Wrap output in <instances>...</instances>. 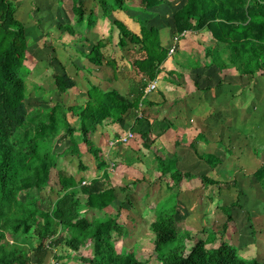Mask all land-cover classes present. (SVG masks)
Listing matches in <instances>:
<instances>
[{
  "label": "trees",
  "instance_id": "1",
  "mask_svg": "<svg viewBox=\"0 0 264 264\" xmlns=\"http://www.w3.org/2000/svg\"><path fill=\"white\" fill-rule=\"evenodd\" d=\"M20 1L0 0V239L4 233L9 234L12 244L9 249H0V264H66V256L60 255V249L77 251L86 238L93 240V256L81 259L83 264H145V260L131 253L121 254L116 250L112 233L126 236V228L117 219L122 213L129 216L132 202L126 194L127 187L120 189L124 195L120 201L117 190L110 186L108 174L104 171L105 164L90 132L105 122L120 123L131 111L139 110L148 84L155 80L170 50L162 45L157 27L140 23L138 32H134L128 26L122 18L128 10L125 0H93L88 14L84 11V0H53L62 4V12L67 16L66 23L57 20L61 35L67 33L85 40V34L98 21L108 20L111 30L117 35V48L121 51L127 48L132 54L130 66L140 80L131 81L129 92L124 96L115 89L103 90L86 79L84 103L66 106L58 101L29 111L27 99L38 95L43 89L35 85L27 95L24 79H29L31 71L28 56L31 44L26 26L17 16ZM164 2L140 0V10L145 12ZM172 19L174 36L206 27L216 42L223 46L203 49L207 61L203 63L204 67L214 66L220 71L234 67L240 78H264V0H184ZM40 22L36 18L37 26ZM44 36L50 37V34ZM110 43L111 36L98 40L91 45L85 58L93 65L108 66L114 77L118 72V62L103 53ZM51 50L53 55L54 49ZM52 59L56 60L55 57ZM52 79L60 96L76 85L64 70L53 74ZM207 90L204 88L202 91ZM69 113L79 120L77 136L67 119ZM61 135L68 136V146L62 153H55V143ZM225 150L232 155L227 148ZM62 156L77 159L78 172L88 171V161L85 159L88 156L97 162L102 174L99 177L90 176L86 185L82 186L81 180L77 183L72 176L58 172L56 180L51 183V171L56 166L57 158ZM197 157L213 170L223 165V161L214 153L197 154ZM156 159L161 173L159 179L177 190L174 197L181 192L180 182L183 179L197 178L203 187L218 184L206 175L196 177L189 172H180L175 160L166 162L160 157ZM251 177L264 193V163ZM236 183L234 181V187ZM55 189L58 194L53 198L51 194L55 193ZM238 191L236 203L216 205L227 222L233 221L232 211L241 207L238 202L243 195ZM81 196L85 198L84 205L78 198ZM244 197L243 202L247 206L249 199ZM85 206L98 212L113 210L115 213L107 215L106 222L103 220L98 224L95 221L88 225L87 220L80 216V210ZM158 207L161 217L149 226L152 244L158 254L157 264H264V261L241 256L238 247L222 240L223 233L218 245L207 247V244L217 240L214 230H210L205 240H197L186 253L185 241L190 237V231L179 233L174 206L163 202ZM246 217L252 223L251 217ZM253 218L254 221L258 219ZM254 225H248V229L252 236H257L258 229ZM226 228L227 225L223 223V231L226 232ZM29 232L32 235L24 237ZM31 237H35L38 243L34 248L35 262H31L29 255L31 243L33 245ZM47 256L50 259L45 263Z\"/></svg>",
  "mask_w": 264,
  "mask_h": 264
},
{
  "label": "crops",
  "instance_id": "2",
  "mask_svg": "<svg viewBox=\"0 0 264 264\" xmlns=\"http://www.w3.org/2000/svg\"><path fill=\"white\" fill-rule=\"evenodd\" d=\"M32 1L33 0H28V2L32 4L34 3L31 8H38V6H35L36 2ZM38 1L41 2L39 6L41 7V11H43L46 0H37V2ZM47 1L52 2L53 0ZM125 3L128 6V10L122 18L134 32H138L139 26L137 25V21L140 20L147 27L153 26L160 30L161 43L166 49L170 50L174 43V39H177V42L181 44L178 45L177 43L175 51L172 54L168 53V58L161 66L155 80L150 82L155 84V89L147 92L146 90L150 83L148 84L145 90L146 96L144 102L140 105L137 112L131 111L124 118V121L122 120L120 123L113 124L105 122L103 125L96 127L92 132H90L91 139L99 151L101 160L105 164L104 171L108 174L110 186L115 187L117 190V197L120 201L124 196L123 192L120 191L123 187H127L126 189H128V191L126 194L129 196L131 194L137 195L139 190H143V194L147 195L149 189H153L155 186V182H153V180L161 178L159 162L156 157H160L164 161L175 160L177 163L176 167L180 170V172H189L193 175H209V173H211L210 171L216 172V170L211 169L205 161L199 159L197 154H217L213 151L214 144L220 143L224 145V141L222 139H218V136H215L218 126L215 125V120L213 119L210 120V126L206 127L207 132H204V126L201 125L203 121L202 118L205 119L203 124L207 125L208 120H206V116L207 114L209 116L210 108L214 110L216 109L215 112L217 114L226 110V112H228V116L231 115V117H233L232 107H228V105L224 103L227 109L225 108L223 110V107L219 105L221 101L216 103V99L218 98L214 88L218 85L220 80L215 87L213 83L211 84V87H206L209 89L207 90L208 93H206L211 98V100L208 101L210 104L206 103V101L202 104L199 102L193 110H189V99L192 97L193 100L195 97L193 90L194 87L191 84L194 83V79H192L189 69L184 68L183 65L185 61H183L179 56L182 54H186L188 56L191 55L200 63L205 64L207 61L204 59L203 49L208 46L217 45L219 48L223 46H220V44L216 42L206 27L195 29L192 32H185L179 37L174 36L172 16L175 11L183 5L184 0H181V2L180 0H165L162 6L160 5L158 7H154L146 10L145 12L140 10V0H125ZM92 6L93 0H84L85 14L89 13ZM32 9H30L29 12ZM42 20L43 18H41L39 28L37 27L39 29L40 37L35 43L31 44L28 49V53L31 67L29 81L31 83H35L43 89V96H46L48 93H53V95L56 94V98L60 96L56 92L52 76L53 74L62 73L63 70L76 83L75 87L66 93L67 96L72 99V103L68 105L65 104L66 106H73L86 101V79L96 85H99L103 90L115 89L124 96L129 92V85L131 84V81L140 80V77L136 75L134 69L130 66V61L133 58L132 54L128 52L129 50L127 48L122 51L117 48V35L116 32L111 30L108 20L98 21L96 26L88 32V34H85V40H81L79 37L71 36L67 33L64 37H62L63 35H61L59 30L56 28L53 29L51 33L48 32L51 39L46 42L43 41L45 31L42 26ZM26 29L28 32V27ZM161 35H163V37H161ZM109 36H111V43L103 49V53L108 57H114L118 62V72L114 77L112 75V70L108 66L93 65L85 58V54L89 52L91 45L96 44L98 40H105ZM40 41L43 42V62H38L36 56L39 54L41 49V47H38L40 45ZM46 47L49 50L50 48L54 49V54L51 56V60L50 55L47 56L45 53L44 48ZM52 57H55L56 60L54 61ZM44 59H47L49 62ZM216 70L217 69L213 66L208 68L203 67L199 74H194V77L195 79L198 78V75L203 77H216L217 75V77H219V73H216ZM232 73H234V71ZM179 76H183L182 82L176 80ZM47 85H49L48 88L46 87ZM203 96H205V94H203ZM32 97L36 98V96H29L27 101H31ZM225 101L228 100L225 99ZM32 110L33 109H29V111ZM226 112H223L224 114L222 113L224 117H227ZM67 119L70 127L75 132L74 135L77 136L79 120L72 117L70 113L67 114ZM219 120L222 125L220 128L221 132L225 131L224 134H226L229 127L227 125L225 126V119L221 118ZM234 121L235 120L232 118L231 125H234ZM116 124L127 125V130L125 129L120 132V130L114 126ZM128 132L132 133L133 137L126 143L122 144L116 142L114 145L111 144L112 141L118 140L120 137L125 136ZM206 137L208 139H206ZM226 137L230 141L233 139L230 138L231 135L229 136L228 134ZM68 140V136L66 135L59 136L56 140L54 149L57 146H60L59 143H63V146L67 147ZM80 146L84 149L83 145ZM66 147L64 149H66ZM158 151L162 154L160 155ZM54 152L59 153L56 150H54ZM70 158H72V156H62L57 158L56 166L53 169L55 171V177L54 179H51L50 177V181L56 180V173L58 172L67 176H72L77 183L79 180L87 183L90 176H101L102 172L98 170L97 162L94 159L85 156V159L88 161V171L78 172L77 167L75 168L72 165V162L69 161ZM187 164H189V168L186 166ZM255 170L256 169H254L251 173ZM208 175L206 176L208 177ZM166 187L168 188V197L159 202L157 205H154L153 209L151 207L144 209L146 206L143 208L144 210L142 209V212L149 211L153 213L149 218L144 217V215H142L143 217L140 216L141 201L138 199L136 204L134 202L133 209L135 210L131 208L129 216H133L135 220V228L143 227V223L147 220V229L149 230L150 224L160 219L161 214L158 206L164 201L168 206H174L177 214L178 212L185 211L187 218L189 219L200 216L202 210L200 206L202 198L199 199L198 196L202 194L198 193V188H195V194L192 193V189H181V192L177 195V197H174L177 190L175 188H170V184L166 185ZM204 188L205 187L202 186L200 191L204 190ZM54 191L55 193L51 194V197L53 198L58 194L56 189ZM189 194L192 195L189 197ZM145 195H143V198H145ZM81 197L78 198L81 204L84 205L85 198L82 199ZM185 202L187 203V206H185ZM157 212L160 214L159 217ZM98 213L97 209L87 208L86 206L82 207L80 210V216L88 221H86L88 225H92L94 220L101 219L100 217H96ZM125 215L127 214L125 213ZM120 225L124 226L126 229L128 228L127 223L125 225H123V223ZM184 230L191 231L189 228H184ZM236 230V227L233 226V233H235ZM226 232H228L227 229ZM63 234L66 236L65 232H63ZM89 240L91 241H88L86 238L85 242H83L77 251H73L68 248L60 249L62 250L60 255L66 256L65 263L83 264L81 259L92 258L93 240L91 238ZM90 242H92L91 246L88 247L90 249H84L83 251V248L89 246ZM36 259L37 257L35 256V260ZM49 259L47 256V259L45 258L44 260L45 263H47Z\"/></svg>",
  "mask_w": 264,
  "mask_h": 264
},
{
  "label": "rangeland",
  "instance_id": "3",
  "mask_svg": "<svg viewBox=\"0 0 264 264\" xmlns=\"http://www.w3.org/2000/svg\"><path fill=\"white\" fill-rule=\"evenodd\" d=\"M21 1V6L17 16L19 20H21L25 24L26 28L28 27L27 34L29 36L30 44L35 43L36 40L40 37L38 29L39 26H36L35 24L36 18L40 20L41 18H43L42 26L45 31L44 35L48 32L51 33L53 29L57 28V20L60 19V21L62 22H67V16L62 12L61 3H57L54 1L49 2L46 0L44 9L43 11H41V7L39 6L41 3L40 1L37 2V0H33L34 2H36L35 6H38V8L35 9L31 8L33 7L32 5L34 3H30L28 2V0ZM30 9L32 10L29 12ZM70 16L71 15L69 14V17ZM140 23H142L140 20L137 21V25L139 27L141 26ZM65 34L66 33H64L62 37H64ZM161 37H163V35H161ZM43 38L44 42L50 41L51 39V37L44 36ZM177 43V39H174V43L170 50L174 48L173 50L175 51V46ZM179 44L181 43H178V45ZM38 47H41V49L39 51V54L36 55L37 60L38 62H43L42 41H40V45ZM44 49L47 56L50 55L51 60V48L50 50L47 47ZM179 57L182 58L183 61H185L183 66L185 69H189L191 77L192 79H194V83L191 84L194 87L193 90L195 97L193 98V100L192 97L189 99V110H193V108L197 105V103L199 104V102H201L202 104L204 101H206V103L210 104V102L208 101L211 100V98L207 94L208 91L204 92L202 90L208 86L211 87L212 83L215 87L219 80L220 81L218 85L214 88L216 90V96L218 98L216 99V103L221 101L219 105L223 107V110L225 108L227 109L226 105H228V107L230 106L233 108V117H231V115L228 116V112H226V110L217 114L215 112L216 109L214 110L210 108L209 116L208 114L206 116L208 124H203V121H205L204 118H202L203 121L201 123V125L204 126V132L206 133V127L210 126V120H215V125L218 126V129L217 133H215L216 135H214L218 136V139H222L224 141L225 146L220 143H217L214 144L213 147V151H215V153H217L216 155L219 156L220 159H222L223 165H221V167L218 168L216 172L210 171L211 173L208 172L209 175L206 174L209 178L217 181L218 184L214 186L205 187L204 190L200 191V188L202 186L200 185V181L197 178H192L189 180L183 179L180 182V187L182 190L192 189V193L195 194V188H198V193L202 194L198 196L199 199L202 198L200 205L202 210L199 217L189 219L187 218V214L185 213V211L178 212L176 217L178 231L180 234L184 233V228H189L191 230L189 235L190 237L188 238V240L185 241L186 253H189L191 247L197 242V240H205L209 235L210 230H214L217 240L215 242L207 244V247H214L218 245L219 239L221 238V236L219 237V235L223 233L222 240L227 241L229 244H232L235 247H238L237 249L239 250V254L241 256L245 257L246 259L254 258L257 260L264 261V231L261 232V229L264 230V193L262 191L261 186L255 181H253L251 177V172L254 169H257V167L260 166L262 163H264V78H240V75L238 74L236 69H234V67L229 68L226 72L220 71L219 69L213 66L215 69H217L216 73H219V77H217V75L216 77H203L198 75V78L195 79L194 74H199L203 69L204 65L200 64L198 60L195 57H192L191 55L188 56L186 54H182ZM222 57L223 59H225L226 56L223 55ZM44 60L49 62L47 59ZM233 71L234 73H232ZM28 77L30 78V72ZM176 80L182 82L183 76H179V78H176ZM24 82L28 95L30 91H32V89L34 90L33 87H35L36 84H31L29 79L26 80V78L24 79ZM48 86L49 85H47L46 87L48 88ZM43 94V92H38V95H35L36 98L32 97L31 101H26L28 109H33L34 107H47L52 103L58 101H62L66 105L72 103L71 97L67 96V94L62 95V97L58 96V98H56V94L53 95V93H48L46 96H43ZM203 94H205V96H203ZM225 99L230 102V105L228 101H225ZM224 103L226 105H224ZM223 112H226L227 117L223 116ZM221 118L225 119V126L227 125L229 127V130H227L226 134H224L225 131L221 132L220 129L222 125L219 119ZM232 118L235 120L233 122L234 125H231ZM114 126H116L120 130V132L125 129L127 130V125L116 124ZM227 134L229 136L231 135L230 138H233L231 139V141L227 139ZM206 139L208 138L206 137ZM59 144L60 146H57L58 148L56 147L54 150L61 153L63 151L62 149H64L66 146H63V143ZM226 148L228 149V151H230L232 155H229V153L225 150ZM158 152L160 153V155L162 154L160 151ZM69 161L72 162V165L75 168L77 167V159L72 157L69 159ZM175 164L177 163L175 162ZM186 166L189 168V164H187ZM195 176L197 177L199 175L197 174ZM50 177L51 179H54V170L52 171V175ZM234 181L237 182L235 187L233 186ZM52 182L53 181H51V183ZM153 182H155V186L153 187V189H149L147 195L143 194V190H139L138 194L141 195L131 194L129 196L132 202V209L134 208V202L136 204L138 199L141 201L140 216L144 215V217L146 218H149L153 213L149 211L142 212V209L145 206L146 208L144 209H148L150 207L153 209L154 205H157L159 202L163 201L166 197H168V188L166 187L163 180L157 179L153 180ZM238 190H240L241 195H243L239 198L238 202L241 207L238 206L232 211L231 216L233 221L227 222L226 217L222 213H220L221 211L216 208V205L228 206L232 203H236V199L239 192ZM143 195H145V198H143ZM191 195L192 194H189L188 196L190 197ZM244 196L249 199V203H247V206L243 202L245 200ZM32 201L30 202V204L33 203ZM185 206H187V203L185 204ZM112 212L113 210L107 211L106 213L99 212L96 217H100L101 219L94 220V222L96 221V223L98 224L103 222V220L104 222H106L107 220H105V217H107V213L108 215H112L115 213ZM247 213L249 215H247ZM157 215L158 217L160 216L159 212H157ZM246 216L251 217L252 223L255 224L254 228L258 229L257 236H252L250 234L248 225L252 223H249L248 218ZM252 217H258V219H255L254 221V218L252 219ZM117 222L120 224L123 223V225L127 223L128 228L126 229L127 234L124 237H120L117 234L112 233L115 237L116 250L121 254L131 253L135 255L138 259L145 260V264H157L158 254L154 250V246L152 244V234L150 230L147 229L148 221L145 220V222L143 223V227L135 228V220L133 216L131 215L126 217L125 213H122V216H119ZM130 223L132 226L130 225ZM223 223L227 225L226 229L228 230V232H226L225 234V231H223L222 229ZM233 226L236 227L237 230L235 231V233H237L238 235L233 233ZM31 235L32 233L29 232L24 237L27 238ZM8 236L9 234L6 235V233H4V237L0 239V249L5 250L9 249L12 246L11 240ZM30 239L33 240V245L31 243V249H29V254L31 256V261L35 262L36 255L34 248L38 243L37 241H35V237H31ZM87 239L88 241H91L89 240L90 238ZM91 243L92 242H90L89 246L83 248V251L84 249L89 250L90 248L88 247L91 246Z\"/></svg>",
  "mask_w": 264,
  "mask_h": 264
},
{
  "label": "built area",
  "instance_id": "4",
  "mask_svg": "<svg viewBox=\"0 0 264 264\" xmlns=\"http://www.w3.org/2000/svg\"><path fill=\"white\" fill-rule=\"evenodd\" d=\"M173 52V49L172 50H170V53H172ZM155 88V84L154 83H151L149 86H148V88H147V92L148 91H151V90H153ZM132 138V134L129 132V133H127L125 136H123V137H121L118 141L120 142V143H126L129 139H131ZM115 142H113V143H111L112 145L114 144ZM81 184L82 185H84L85 184V182L84 181H82L81 182Z\"/></svg>",
  "mask_w": 264,
  "mask_h": 264
},
{
  "label": "bare ground",
  "instance_id": "5",
  "mask_svg": "<svg viewBox=\"0 0 264 264\" xmlns=\"http://www.w3.org/2000/svg\"><path fill=\"white\" fill-rule=\"evenodd\" d=\"M173 49H174V48H173ZM171 50H172V49H171ZM173 52H174V50H173ZM173 52H172V53H173ZM150 84H151V83H150ZM150 84H149V85H150ZM154 89H155V88H154ZM128 133H129V132H128ZM131 134H132V133H131ZM132 137H133V134H132ZM120 138H121V137H120ZM120 138H119V139H120ZM119 139H118V140H119ZM118 140L112 141V143L115 142L114 144H116V142H119ZM119 143H120V142H119ZM114 144H113V145H114ZM122 144H124V143H122ZM84 182H85V181H84Z\"/></svg>",
  "mask_w": 264,
  "mask_h": 264
}]
</instances>
